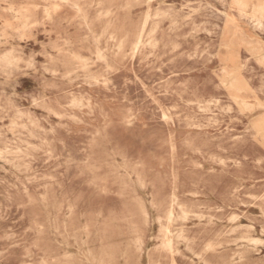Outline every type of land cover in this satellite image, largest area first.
I'll use <instances>...</instances> for the list:
<instances>
[{
	"label": "rangeland",
	"instance_id": "rangeland-1",
	"mask_svg": "<svg viewBox=\"0 0 264 264\" xmlns=\"http://www.w3.org/2000/svg\"><path fill=\"white\" fill-rule=\"evenodd\" d=\"M259 6L0 0V264H264Z\"/></svg>",
	"mask_w": 264,
	"mask_h": 264
},
{
	"label": "bare ground",
	"instance_id": "bare-ground-1",
	"mask_svg": "<svg viewBox=\"0 0 264 264\" xmlns=\"http://www.w3.org/2000/svg\"><path fill=\"white\" fill-rule=\"evenodd\" d=\"M241 4L243 3V0H238ZM260 8L258 9V12H260L261 14H263L264 13V6H259ZM141 38H142V34L140 33L139 35H138V37H137V40H136V42H135V47H137L138 46V44L141 42ZM172 215V211H169V216H171ZM229 226V225H228ZM184 239V238H183ZM251 239V238H250ZM249 239V240H250ZM258 243V242H257ZM216 246V245H215Z\"/></svg>",
	"mask_w": 264,
	"mask_h": 264
}]
</instances>
